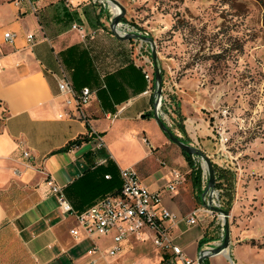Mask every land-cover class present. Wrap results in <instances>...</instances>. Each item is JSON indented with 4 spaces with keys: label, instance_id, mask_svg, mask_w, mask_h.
<instances>
[{
    "label": "crops",
    "instance_id": "1",
    "mask_svg": "<svg viewBox=\"0 0 264 264\" xmlns=\"http://www.w3.org/2000/svg\"><path fill=\"white\" fill-rule=\"evenodd\" d=\"M15 1L0 0V264H161L165 256L172 264H180L171 252H164L154 263L146 258L129 262L123 255V243L124 250L113 257L107 255L113 246L111 235L92 240L83 232L79 238L70 233L78 224L74 217L59 211L57 197L46 182L48 176L62 187L73 208L82 212L120 191L121 170H141L143 160L135 156L134 149L149 144L147 133H157L163 150L169 151V140L151 114L154 100L147 93L143 63L127 61L116 70L101 73L85 31L69 29L71 22L84 23L89 0H26L19 5ZM108 11L100 8V20L102 13L108 20ZM5 32L14 36L13 43L4 39ZM29 35H34L32 42ZM72 47L89 54L96 77L88 85L97 92L85 108L86 120L65 115L69 110L58 87L64 70L75 88L74 67L65 61ZM184 126L187 138L192 139L186 121ZM92 133L100 136V142ZM87 134L91 140L62 151ZM24 152L31 157H24ZM176 159L183 165V181L192 176L194 189L201 193L203 169L197 167L195 173L184 155ZM148 179L141 182L151 192L164 189L171 181L155 187ZM180 187L177 193L163 196V206L180 221H166L164 226L173 244L196 260L206 248L218 245L220 233L214 230L210 220L214 217L209 215L199 214L195 226L186 223V218L202 208L203 201L198 196L189 199L191 209H187L185 200L178 197ZM95 247L99 251H94ZM207 260L208 264H229L226 254Z\"/></svg>",
    "mask_w": 264,
    "mask_h": 264
},
{
    "label": "rangeland",
    "instance_id": "2",
    "mask_svg": "<svg viewBox=\"0 0 264 264\" xmlns=\"http://www.w3.org/2000/svg\"><path fill=\"white\" fill-rule=\"evenodd\" d=\"M89 1L84 23L71 22L68 27L72 31L73 25H77L85 31L99 71L107 73L127 61H137L149 73L153 72L151 47L141 40L120 42L110 30L114 15L108 11L107 20V15L101 12L100 20L101 0ZM117 1L126 10L122 22L147 33L155 42L168 105L163 121L180 139H187L180 131V118L174 113L176 106L171 101L174 96L181 104L184 123L190 128L189 144L209 156L214 166L231 172L234 178L235 197L229 217L231 242L224 253L229 264H264V7L261 0ZM107 10L113 12L111 2ZM146 137L149 144L144 142V148L134 149L135 156L143 160L138 173L144 184L148 176V181L155 182L157 187L172 179L173 171L182 169L176 157L182 159L183 153L169 139L166 142L169 151L163 150L154 131ZM192 160L196 168L202 169L205 164L197 156ZM193 179L190 176L182 182L178 195L185 200L187 209H191L189 199L197 196L201 199L204 193L194 189ZM223 203L225 206L224 200ZM210 220L214 230L220 233L218 217L215 215ZM220 239L216 246L222 244ZM134 242L129 239L122 244L126 249L124 258L129 262L146 258L154 263L164 254L152 242Z\"/></svg>",
    "mask_w": 264,
    "mask_h": 264
},
{
    "label": "built area",
    "instance_id": "3",
    "mask_svg": "<svg viewBox=\"0 0 264 264\" xmlns=\"http://www.w3.org/2000/svg\"><path fill=\"white\" fill-rule=\"evenodd\" d=\"M26 0H16V5ZM30 2V0H27ZM100 3L103 8L108 9L109 3L107 0H101ZM108 5V7H107ZM110 13L111 10H109ZM114 15V14H113ZM74 29L81 31L82 29L77 25L73 26ZM117 31L121 36L128 34H141L148 36L147 33L143 34L135 27L121 22L117 25ZM84 37V35H83ZM4 39L8 43H13L14 36L10 32H5ZM34 35L28 36V41L32 42ZM148 60H146L147 63ZM151 68H154L153 62H150ZM145 79L149 83L147 93L153 95L154 103H156V110L161 118H164V108L168 109L167 97L162 91L159 96L155 93L156 81L154 72L149 73L144 69ZM58 87L61 96L64 98V105L69 111L65 114L68 118H79L86 120L85 108L92 101L96 90L89 87H84L81 90L74 88L67 73L62 70L58 81ZM91 133V132H90ZM94 134V133H92ZM89 137H96L100 142V136L97 134H87ZM101 144L99 148H102ZM77 148V147H76ZM23 156L30 158L29 152H24ZM203 169V168H202ZM122 180L121 189L117 194H109L98 201L88 209L77 212L71 203L63 194L62 187L58 186L51 176L46 179L50 187L51 194L55 195L58 200V208L61 214L69 217H74L78 228L71 230V234L79 238L81 232L84 233L85 238L94 240L95 238H102L112 236L113 246L107 251V255L116 256L122 249V243L129 239L135 238L139 241L150 239L154 246L159 250L167 253L171 252L173 259L180 262V264H198V259L192 260L188 258L181 247L173 244L167 228L164 226L166 221L176 223L180 218L174 213L170 212L163 206V196L165 193L175 194L177 189L183 182V175L180 171H173L171 181L164 187V189L151 192L142 182L138 172L134 169H124L120 171ZM110 176H106L109 179ZM209 173L207 170H202L201 174V187L202 192L208 189ZM221 191L215 189L210 194L202 197L203 206L193 212L191 216L186 218V223L191 226L198 224V215L204 214L218 217L217 224L220 226V237L224 238V217L218 213L213 212L208 207L212 205L217 208L224 209L223 200L220 197ZM220 217V218H219ZM214 247L206 248L204 251H209ZM94 251H99L95 247ZM92 253V252H91Z\"/></svg>",
    "mask_w": 264,
    "mask_h": 264
},
{
    "label": "water",
    "instance_id": "4",
    "mask_svg": "<svg viewBox=\"0 0 264 264\" xmlns=\"http://www.w3.org/2000/svg\"><path fill=\"white\" fill-rule=\"evenodd\" d=\"M108 3H113L117 7L120 8V13L116 16H113L110 24V30L115 38L121 41H127V40H141L143 42H146L151 47V56L153 59V66H154V77L156 81V90L155 93L157 95H161L163 91V77L161 74V70L158 66V60H157V51H156V45L152 38L148 36H144L141 34H128L126 36H121L117 31V25H119L122 22L123 16L126 13L125 8L117 1V0H107ZM156 103H154L153 111H154V119L161 128V130L164 132V134L167 136V138L174 143L182 152L190 155V156H197L200 157L205 164H203L202 168L203 170H207L209 173V182H208V189L204 192V195L210 194L216 189V176H215V167L214 163L211 160L209 156H207L203 151L198 149L197 147L192 146L191 144H187L183 142L177 135H175L170 128H168L167 124L163 121V119L159 116L157 110H156ZM210 210H212L215 213H218L224 217V228H225V234L222 241V244L219 246H216L215 248H212L209 251H203L201 252L198 264H204V262L217 255L224 254L229 249L230 245V232H229V217L230 212L214 207L212 205L208 206Z\"/></svg>",
    "mask_w": 264,
    "mask_h": 264
},
{
    "label": "trees",
    "instance_id": "5",
    "mask_svg": "<svg viewBox=\"0 0 264 264\" xmlns=\"http://www.w3.org/2000/svg\"><path fill=\"white\" fill-rule=\"evenodd\" d=\"M261 5L264 7V1L261 0ZM67 58L65 61L74 67V84L75 88L78 90H81L84 87H88V85L91 84V82L95 81L96 77L93 70V64L91 61V58L89 54L84 50H79L78 47H72L67 51ZM145 76V74H144ZM172 103L175 104V114L180 118L179 127L180 131L187 135L185 126H184V117L181 113V104L176 101V97H171ZM154 115V113H151ZM151 117V116H150ZM91 140V137L85 135L77 138L73 142H70L62 151H70L75 149L76 147L81 146L84 142H88ZM183 142L189 144L190 140L187 139H181ZM103 148V147H102ZM99 148V149H102ZM183 155L192 169H195L196 166L193 162V156H190L183 152ZM215 167V176H216V189L221 191L220 197L222 200L225 201V210L230 212V209L232 207L233 201H234V191H235V182L234 178L231 175V172L228 170H223L221 168ZM200 170V169H199ZM113 179V176H112ZM172 260L169 259L167 256L164 257L161 264H172ZM204 264H208V260L204 262Z\"/></svg>",
    "mask_w": 264,
    "mask_h": 264
},
{
    "label": "bare ground",
    "instance_id": "6",
    "mask_svg": "<svg viewBox=\"0 0 264 264\" xmlns=\"http://www.w3.org/2000/svg\"><path fill=\"white\" fill-rule=\"evenodd\" d=\"M112 9H113V14L114 16L118 15L120 13L119 11V7H117L116 5H114L113 3H111Z\"/></svg>",
    "mask_w": 264,
    "mask_h": 264
}]
</instances>
